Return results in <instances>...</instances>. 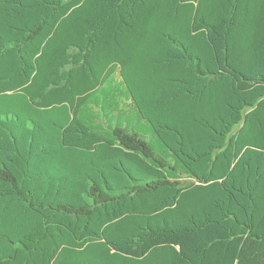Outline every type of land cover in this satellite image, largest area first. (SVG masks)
Wrapping results in <instances>:
<instances>
[{
  "label": "trees",
  "instance_id": "16d2710c",
  "mask_svg": "<svg viewBox=\"0 0 264 264\" xmlns=\"http://www.w3.org/2000/svg\"><path fill=\"white\" fill-rule=\"evenodd\" d=\"M0 264H264V0H0Z\"/></svg>",
  "mask_w": 264,
  "mask_h": 264
}]
</instances>
